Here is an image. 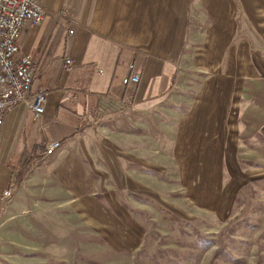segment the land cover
Returning <instances> with one entry per match:
<instances>
[{
  "label": "crops",
  "instance_id": "obj_1",
  "mask_svg": "<svg viewBox=\"0 0 264 264\" xmlns=\"http://www.w3.org/2000/svg\"><path fill=\"white\" fill-rule=\"evenodd\" d=\"M36 1L47 15L24 24L16 44L37 63L31 91H45L43 112L28 142L20 116L33 120L30 111L18 104L5 115L0 187L35 174L31 167L22 175L21 163L32 149L39 161L50 158L46 141L65 146L52 158H71L68 142L89 128L70 137L77 118L90 122L88 108L111 99L141 117L155 111L164 116L157 122H174L171 155L184 198L225 220L239 188L264 178V0ZM184 62L198 77L188 98L179 92ZM129 63L138 80L124 84ZM47 127L60 135L48 137ZM22 190L12 189L15 217L29 205ZM87 218L98 223L99 210Z\"/></svg>",
  "mask_w": 264,
  "mask_h": 264
},
{
  "label": "rangeland",
  "instance_id": "obj_2",
  "mask_svg": "<svg viewBox=\"0 0 264 264\" xmlns=\"http://www.w3.org/2000/svg\"><path fill=\"white\" fill-rule=\"evenodd\" d=\"M182 66L179 92L188 98L198 77L189 62ZM87 114L85 134L68 142L71 158H52L65 146L46 141L43 151L57 146L31 166L36 173L0 187L11 189L0 202V264H264V178L241 186L221 221L184 198L171 155L174 122H157L164 116L155 111L141 117L111 99ZM20 122L31 141L39 120L25 112ZM46 135L60 134L47 127ZM16 186L29 205L15 217ZM96 210L99 222L86 221Z\"/></svg>",
  "mask_w": 264,
  "mask_h": 264
},
{
  "label": "built area",
  "instance_id": "obj_3",
  "mask_svg": "<svg viewBox=\"0 0 264 264\" xmlns=\"http://www.w3.org/2000/svg\"><path fill=\"white\" fill-rule=\"evenodd\" d=\"M47 12L36 0H0V125L5 113L17 104H23L31 113L33 120L43 112L45 91H31V82L35 76L37 63L28 54L18 53L16 40L23 24H38ZM58 16H66L61 10ZM68 30V33H71ZM70 59L63 64L68 66ZM129 74L123 83H136L138 76L133 73V64H128ZM57 146V141L47 144L43 154L48 155ZM11 196L10 188H0V202Z\"/></svg>",
  "mask_w": 264,
  "mask_h": 264
},
{
  "label": "trees",
  "instance_id": "obj_4",
  "mask_svg": "<svg viewBox=\"0 0 264 264\" xmlns=\"http://www.w3.org/2000/svg\"><path fill=\"white\" fill-rule=\"evenodd\" d=\"M56 114V110L54 111L53 115ZM87 122L84 120V117L77 118L76 123L74 124L73 131L70 134V137H73L75 135H80L83 132V129L87 126ZM39 160V157L35 155V152L32 150H29L25 155L21 163V174H25L28 169L31 168L37 161Z\"/></svg>",
  "mask_w": 264,
  "mask_h": 264
}]
</instances>
